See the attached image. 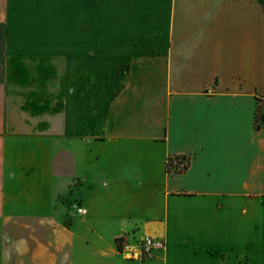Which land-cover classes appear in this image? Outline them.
<instances>
[{
	"label": "crops",
	"instance_id": "1",
	"mask_svg": "<svg viewBox=\"0 0 264 264\" xmlns=\"http://www.w3.org/2000/svg\"><path fill=\"white\" fill-rule=\"evenodd\" d=\"M61 1L0 0V264H264V0Z\"/></svg>",
	"mask_w": 264,
	"mask_h": 264
},
{
	"label": "built area",
	"instance_id": "2",
	"mask_svg": "<svg viewBox=\"0 0 264 264\" xmlns=\"http://www.w3.org/2000/svg\"><path fill=\"white\" fill-rule=\"evenodd\" d=\"M258 115L264 120V98L260 100V107L258 110ZM187 166V162L181 161L172 168V170H183ZM164 243L160 239H154L149 236L142 237L136 242L134 246H127L125 251L127 256L131 259L136 260H148L153 257V253L162 250Z\"/></svg>",
	"mask_w": 264,
	"mask_h": 264
},
{
	"label": "rangeland",
	"instance_id": "3",
	"mask_svg": "<svg viewBox=\"0 0 264 264\" xmlns=\"http://www.w3.org/2000/svg\"><path fill=\"white\" fill-rule=\"evenodd\" d=\"M62 1H64L65 3L63 4L62 3ZM61 1V4H60V11H61V13H65V15L67 14V11H68V9H67V0H62ZM99 1V0H98ZM97 1V8L99 7L100 8V6H101V4H100V2H98ZM112 5H114V3H112ZM109 7V6H108ZM110 8V7H109ZM108 8V9H109ZM62 21H65L64 22V26L63 27H66V23H67V20L65 19V20H62ZM98 22H102L103 23V28H111V29H114L113 27H115L113 24H114V19H110V18H106L105 16H104V18L101 20V19H98L97 20ZM120 21V20H119ZM124 21H126V22H128V24H130L133 20H131V19H127V20H125L124 19ZM136 21H139V23H146V19H139V20H134V22H136ZM87 26H89L88 24H85V23H81V28H85V27H87ZM121 28V27H120Z\"/></svg>",
	"mask_w": 264,
	"mask_h": 264
},
{
	"label": "trees",
	"instance_id": "4",
	"mask_svg": "<svg viewBox=\"0 0 264 264\" xmlns=\"http://www.w3.org/2000/svg\"><path fill=\"white\" fill-rule=\"evenodd\" d=\"M184 157H181V158H179V157H176V158H170L169 160H168V163H167V169H168V171H173L172 170V168H173V164H174V161L176 160H178V159H183ZM174 171H176V170H174Z\"/></svg>",
	"mask_w": 264,
	"mask_h": 264
}]
</instances>
